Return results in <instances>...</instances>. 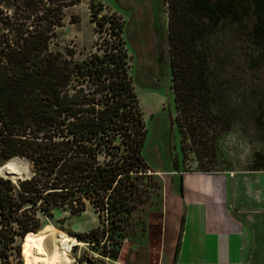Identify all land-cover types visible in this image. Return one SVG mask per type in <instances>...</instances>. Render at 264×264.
Listing matches in <instances>:
<instances>
[{"label":"trees","instance_id":"16d2710c","mask_svg":"<svg viewBox=\"0 0 264 264\" xmlns=\"http://www.w3.org/2000/svg\"><path fill=\"white\" fill-rule=\"evenodd\" d=\"M78 1L25 0L24 18H32L25 29L20 17L15 27L9 19H0L9 31L0 34V157H28L33 163V176L21 183L19 192L28 202L40 196L48 204L67 207L72 215L84 212L89 203L99 217L105 215L110 227L101 233L96 227L83 236L69 234L84 243L88 240L86 244H93L91 247L104 248V236L111 227L118 237L129 231L142 193L138 181L147 172L142 155L146 129L128 70L122 21L115 16L97 17L94 11L95 31L105 36L96 40L98 52L81 60L73 59L72 50L49 49L55 28L61 26L63 9ZM182 2L201 23L182 35L169 3L167 44L175 107L179 112L187 111L185 90L191 83L197 92L193 107L217 118L214 54L206 44L214 34L212 29L225 20L242 24L252 17L250 35L264 67V0ZM107 22L112 25L106 27ZM11 32L13 38L8 36ZM192 43L188 60L185 51ZM260 123L264 132V120ZM251 169L264 170L263 154H254ZM1 182L9 190L11 180L0 177ZM175 184L180 190V176ZM4 191L0 185V240L6 250L13 245V236L6 234L12 231L11 221L20 223L22 234L24 214L23 210L17 213L21 209L18 206L10 215L12 204ZM40 210L50 214L45 205ZM28 222L24 226L30 233L34 229ZM104 256L109 260L117 254Z\"/></svg>","mask_w":264,"mask_h":264},{"label":"rangeland","instance_id":"374dc122","mask_svg":"<svg viewBox=\"0 0 264 264\" xmlns=\"http://www.w3.org/2000/svg\"><path fill=\"white\" fill-rule=\"evenodd\" d=\"M25 3V0H1V21L7 18L15 27L16 18L20 17L21 23L25 24L24 29L30 27L32 18H24ZM169 3L170 11L177 18L176 29L182 35L186 29H195L201 23L189 13L182 0H79L63 9L61 26L55 28L49 49L53 52L72 50L73 59L81 60L98 52L96 40L105 36L104 32L95 31L94 11L98 12L97 17L115 16L122 21L121 36L125 41L128 70L146 129L142 155L146 170L155 172V175L146 172L139 178L141 197L124 237H118L111 227L105 233L104 248L91 247V243L84 247L75 246L70 264H107L115 258L104 260V255L111 252L118 256L122 244L129 242L131 245L132 239L145 241L146 248L147 237H150L149 245L154 247L165 213V202L169 201L168 190L179 174L192 171L221 172L228 177V204L241 220L248 236L247 263L264 264V170L251 169L254 154L264 155V132L260 123V119L264 120V67L259 48L250 35L253 19L246 18L242 24L225 20L222 26L212 29L214 34L206 44L214 54L213 87H217L218 93L214 107L219 110L218 117L213 118L193 107L196 103L193 95L197 92L191 83L185 90L187 111L179 112L174 103L169 70ZM0 25V34L9 33ZM111 25V22L106 23V27ZM8 36L14 37L12 32ZM193 46V43L188 44V52L185 51L188 60ZM15 157L20 158L0 157V170L3 164ZM33 167L31 162L29 177L14 181L8 176L11 180L9 190L4 187L5 183H0L2 192L5 190L4 196L12 204L10 215L13 216V211L19 206L21 209L17 213L23 210V224L29 220L28 225L34 229L27 233V227L23 225L22 234L20 232L18 237L19 232L16 234L15 228L20 229V223L13 226L12 251L9 259L5 255L2 264H32L30 250L34 247L35 238L51 224L68 234L82 236L92 228L99 227L101 233L110 227L106 216L99 217L89 203L79 215L70 214L65 206L48 204L40 196L33 197L30 202L34 204L36 200L35 206H30L31 203L19 192L21 183L33 176ZM36 189L39 191V187ZM42 205L50 214L45 215L40 210ZM83 241L88 243V240Z\"/></svg>","mask_w":264,"mask_h":264},{"label":"crops","instance_id":"0c3cea01","mask_svg":"<svg viewBox=\"0 0 264 264\" xmlns=\"http://www.w3.org/2000/svg\"><path fill=\"white\" fill-rule=\"evenodd\" d=\"M179 176L181 188L174 183L168 190L154 247L150 237L146 248L145 241L132 239L107 264H248V236L228 204V177L208 171Z\"/></svg>","mask_w":264,"mask_h":264},{"label":"bare ground","instance_id":"6f19581e","mask_svg":"<svg viewBox=\"0 0 264 264\" xmlns=\"http://www.w3.org/2000/svg\"><path fill=\"white\" fill-rule=\"evenodd\" d=\"M15 158L1 167L2 176H11L14 181L29 177L31 175L30 159L20 157L15 160ZM34 243L31 253L33 264H70L73 248L86 245L75 236L69 235L52 224L46 231L36 236Z\"/></svg>","mask_w":264,"mask_h":264},{"label":"built area","instance_id":"2783aa9c","mask_svg":"<svg viewBox=\"0 0 264 264\" xmlns=\"http://www.w3.org/2000/svg\"><path fill=\"white\" fill-rule=\"evenodd\" d=\"M4 165V164H3ZM2 165V166H3ZM1 166V167H2ZM0 177L2 178V179H4V180H6V179H9L8 177H3L2 176V174L0 173ZM5 215H6V213H5ZM6 229V228H5ZM9 235L10 236H14L13 235V233H9ZM23 237V236H22ZM22 239V238H21ZM20 247H21V243H20ZM3 251L5 252V254H3ZM12 250L9 248V250H5V249H3V245H2V242H1V240H0V264H2V262L3 261H5V255L7 254V258L9 259V255H10V252H11Z\"/></svg>","mask_w":264,"mask_h":264},{"label":"flooded vegetation","instance_id":"af4514ba","mask_svg":"<svg viewBox=\"0 0 264 264\" xmlns=\"http://www.w3.org/2000/svg\"><path fill=\"white\" fill-rule=\"evenodd\" d=\"M39 1H40V0H39ZM11 225H12V226H14V225L17 226L18 224H17V223L14 224V222L11 221ZM14 228H15V227H13L12 229H14ZM15 230H16V234H17V231H18V232L20 231V229H19L18 227H16ZM10 233H13V232L11 231ZM18 237H20L19 234H18ZM21 238H22V237H21ZM21 238H20V239H21ZM18 239H19V238H18ZM20 248H21V247H20ZM32 249H33V248H32ZM32 249L30 250V259H31ZM20 252H21V251H20ZM31 262H32V264H33V261H32V260H31ZM21 264H23V263H21Z\"/></svg>","mask_w":264,"mask_h":264},{"label":"water","instance_id":"95a60500","mask_svg":"<svg viewBox=\"0 0 264 264\" xmlns=\"http://www.w3.org/2000/svg\"><path fill=\"white\" fill-rule=\"evenodd\" d=\"M147 172H149V171H147ZM93 244H90V246H92Z\"/></svg>","mask_w":264,"mask_h":264}]
</instances>
